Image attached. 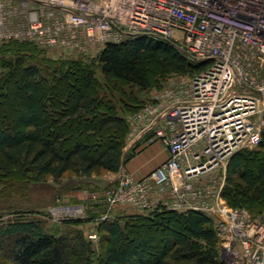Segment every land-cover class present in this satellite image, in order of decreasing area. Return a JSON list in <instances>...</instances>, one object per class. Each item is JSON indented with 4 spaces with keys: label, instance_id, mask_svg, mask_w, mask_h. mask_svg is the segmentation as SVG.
I'll return each instance as SVG.
<instances>
[{
    "label": "built area",
    "instance_id": "built-area-1",
    "mask_svg": "<svg viewBox=\"0 0 264 264\" xmlns=\"http://www.w3.org/2000/svg\"><path fill=\"white\" fill-rule=\"evenodd\" d=\"M136 38L169 44L206 66L167 92L129 141L137 145L153 132L167 159L138 180L123 170L106 185L108 205L146 215L204 214L219 238L222 263L264 264V222L228 206L224 175L199 183L260 142L264 0H0V44L19 41L83 55L90 46L100 54Z\"/></svg>",
    "mask_w": 264,
    "mask_h": 264
},
{
    "label": "trees",
    "instance_id": "trees-1",
    "mask_svg": "<svg viewBox=\"0 0 264 264\" xmlns=\"http://www.w3.org/2000/svg\"><path fill=\"white\" fill-rule=\"evenodd\" d=\"M17 44L28 45L27 64L20 68L13 83L10 74L0 76L1 185L7 187L13 180H21L20 188L26 189L47 177L58 182L68 173L80 178L101 172L118 174L124 158L121 138L125 120L113 112L104 94H96L94 67H83L74 75L79 85H70L73 88L69 94L67 73H62L60 67L46 66L52 74L51 83L63 81L66 92L62 95V87L54 89L41 76L42 61H34L33 54L41 52L39 48L11 41L0 44V51H20ZM19 55L11 65L14 69L24 60V54ZM95 61L104 79L121 80L142 91L150 88L149 69L153 67L193 77L206 66L189 61L169 44L146 38L107 45ZM61 106L62 114L52 116ZM94 138L97 143H93ZM257 149L255 168L244 162L245 153L229 161L222 192L228 206L245 209L249 214L264 210V130ZM128 159L126 155L125 164ZM83 183L79 182L78 187ZM145 219L161 229L159 239L132 236L118 220L103 224L102 264H222L219 238L206 215L159 210ZM91 252L90 243L81 233L72 238L50 235L38 222L18 217L0 226V264H90Z\"/></svg>",
    "mask_w": 264,
    "mask_h": 264
},
{
    "label": "rangeland",
    "instance_id": "rangeland-1",
    "mask_svg": "<svg viewBox=\"0 0 264 264\" xmlns=\"http://www.w3.org/2000/svg\"><path fill=\"white\" fill-rule=\"evenodd\" d=\"M16 43L20 42L16 41ZM27 46L28 45L18 46L17 44L16 48L20 51H14L13 49L11 51H0V76L10 74L13 83L15 78L18 77L20 68L27 62L29 55ZM89 48H87L86 53L83 55L73 51L62 50L61 52L48 48H39L41 52H33V54H35L34 61H42L40 66L41 76L46 78L50 83L52 74L47 71L46 66H53L54 68L60 67L62 73H67L68 75L65 79V84L68 83L69 86H73L74 84L76 86L79 85V83L75 81L74 75H76L81 68L94 67V69L91 68L95 72L93 75V88L96 94L98 92L104 94L103 96L106 97V100L113 106V112L125 120V128L121 138L125 145V154L132 137L138 133L147 119L150 118L149 116L153 113L152 111L159 108L163 101L166 100V97H162L167 92L177 87L180 81L190 78V75H181L171 70L153 67L149 69L150 88L146 91H142L121 80L113 78L104 79L99 75L94 66L95 63H97L95 60H97L99 54L93 50V46ZM20 53L24 54L22 57L24 59L22 61L23 64L22 62L20 65L17 63L16 69H14L11 65L15 63ZM7 62L10 64L7 65ZM57 82H53L54 84L51 83L52 87L58 91L62 87V95H65L66 91L63 81L62 84ZM71 86L67 91L69 94L72 92L71 89L73 87ZM9 90L10 88L8 87V91ZM52 93L53 92L50 94ZM62 109L61 106L52 116L62 114ZM102 109L110 113L107 107L102 106ZM69 125L71 126V124ZM162 128L164 129L163 125ZM154 137L155 135L153 132H149L132 148L131 152L129 151L130 153L127 152L126 155L129 157L127 165L135 157H137L135 160L136 163H143L147 158L146 154L143 153L148 146L155 143L156 146L161 147L160 143ZM93 143H97L96 138L93 139ZM160 149H162V147ZM257 150V147L243 149L235 155L245 153L247 158H244V162H246V164L249 163L252 168H255L257 162L254 160V153ZM235 155H233L231 159ZM229 161L212 173L203 175L199 183L203 184L218 176L224 175L225 187ZM117 175L118 174L115 173L101 172L90 178H80L72 173H68L58 182L47 177L42 181L31 183L26 189L20 188L23 185L21 180H13L7 187L0 183V191H3L0 198V226L18 217L19 219L38 222L43 230L50 235H65L72 238L74 234L81 233L85 240L91 245L92 254L90 257V264L103 263L102 249L104 246L105 233L101 227L107 221L118 220L125 231H129L128 233L132 236L152 235L155 239H159L161 233H163L161 229L158 226L151 225L145 219V217L148 218L151 214H141L124 204H116L114 207L108 205L107 190H101V188L107 185L106 183L113 178L116 179ZM131 176L133 180L142 178L138 173ZM82 181H84V183L78 187L79 182ZM263 211L264 210H261L258 214L251 212L252 214L250 213V216L253 215V217H251L252 219L262 223L264 222ZM137 216L140 217L137 218Z\"/></svg>",
    "mask_w": 264,
    "mask_h": 264
},
{
    "label": "crops",
    "instance_id": "crops-1",
    "mask_svg": "<svg viewBox=\"0 0 264 264\" xmlns=\"http://www.w3.org/2000/svg\"><path fill=\"white\" fill-rule=\"evenodd\" d=\"M161 147L156 146V144H152L148 146L143 154H146L147 158L143 163H136L135 160L137 157L132 159L128 165L124 166L125 170L130 174L134 175L138 173L139 176L143 177L145 175H148L151 171H153L156 167H158L160 164H162L165 159H167V153L160 149ZM115 178L110 180L106 184H110L114 181Z\"/></svg>",
    "mask_w": 264,
    "mask_h": 264
},
{
    "label": "water",
    "instance_id": "water-1",
    "mask_svg": "<svg viewBox=\"0 0 264 264\" xmlns=\"http://www.w3.org/2000/svg\"><path fill=\"white\" fill-rule=\"evenodd\" d=\"M134 145H135V144L132 143L131 145L128 146L127 151H126L125 154H124V157H125V155L127 154V152H129V151L134 147ZM124 166H125V162H124V158H123L122 166H121V168H120V171H119V173H118L116 179H114L113 182H115L116 180L119 179V177L121 176V174H122V172H123V170H124Z\"/></svg>",
    "mask_w": 264,
    "mask_h": 264
}]
</instances>
